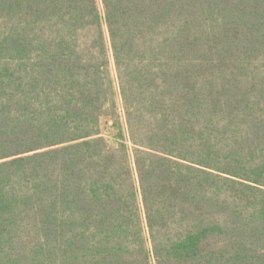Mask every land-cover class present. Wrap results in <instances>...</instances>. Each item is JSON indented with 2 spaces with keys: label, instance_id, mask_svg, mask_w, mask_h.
Instances as JSON below:
<instances>
[{
  "label": "trees",
  "instance_id": "1",
  "mask_svg": "<svg viewBox=\"0 0 264 264\" xmlns=\"http://www.w3.org/2000/svg\"><path fill=\"white\" fill-rule=\"evenodd\" d=\"M0 264H264V0H0Z\"/></svg>",
  "mask_w": 264,
  "mask_h": 264
}]
</instances>
